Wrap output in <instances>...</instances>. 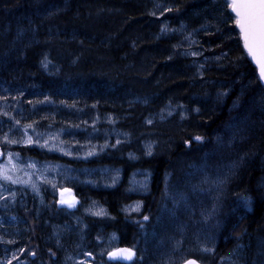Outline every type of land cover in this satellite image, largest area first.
<instances>
[{"label":"trees","instance_id":"trees-1","mask_svg":"<svg viewBox=\"0 0 264 264\" xmlns=\"http://www.w3.org/2000/svg\"><path fill=\"white\" fill-rule=\"evenodd\" d=\"M155 2L167 7L165 17L174 27L207 22L210 28L199 33L201 48L207 55L226 53L225 64L211 67L200 78L193 60L177 53L179 37L160 35V20L152 13ZM230 9L227 0H0V101L98 105L117 116L122 131L132 134L131 143L107 149L104 159L114 163L106 166L129 164L131 170L145 167L154 173L146 196L130 191L129 171L118 187L87 189L109 205L114 217H87L92 242L102 239L109 227L121 235L123 245L135 249L137 238H143L136 220L153 215L152 195L163 201L162 172L174 176L171 184L181 183L196 161L213 156V137L236 119L246 138L234 143L241 148L240 165L227 193L224 226L211 259L242 248L248 257L245 264H251L264 238V86ZM48 57L53 64L45 74L38 62ZM223 92H230L224 103L225 98L217 96ZM170 105L199 112L185 120L176 113L151 126L142 124L145 116L155 117ZM143 138L156 141L153 157L129 162L125 154L140 152ZM137 199L145 202L143 213L125 216L123 204ZM94 222L106 227L95 238ZM16 236L12 243L0 242V264H57L46 258L48 251H56L47 239L31 245L25 235ZM62 242L64 246L67 240ZM31 251H37L35 259ZM148 260L134 264H154Z\"/></svg>","mask_w":264,"mask_h":264},{"label":"rangeland","instance_id":"rangeland-1","mask_svg":"<svg viewBox=\"0 0 264 264\" xmlns=\"http://www.w3.org/2000/svg\"><path fill=\"white\" fill-rule=\"evenodd\" d=\"M166 10L160 2H155L152 10L160 20V35L179 37L177 53L193 60L200 78L211 67L225 64L226 53L210 51L207 55L201 48L199 33L210 28L207 22L195 27L182 24L177 28L165 17ZM49 62L48 57L38 67L47 73L52 66ZM229 95L230 92L217 93L225 98L223 103ZM198 112L195 107L170 105L156 114L153 122L166 121L176 113L185 120ZM118 124L116 116L104 113L98 105L71 107L49 101L30 105L19 100L0 101V240L8 237L9 226L13 224L17 230L15 236L25 235L26 243L35 245L41 238L55 245L56 251H48L46 258L57 264H119L109 262L107 254L115 246L130 248L122 244L121 235L109 236L108 227L106 238L89 240L92 227L87 217L99 220L111 214L109 205L89 190L118 187L129 171L130 191L147 195L153 174L135 171L132 175L129 164L106 166L105 162L114 163L104 159L107 149L120 146L127 139ZM239 124L232 119L224 132L213 137L214 148L210 147L215 151L213 156L196 161L181 183L171 184L174 176L163 174V201L158 202L152 195L149 204L154 209L153 215H144L135 222L143 238H137L135 249L130 248L136 252L132 264L144 257L154 264H182L190 258L204 264L246 263L248 257L242 248L226 257L211 259L224 226L222 211L227 193L240 165L241 148L236 149L235 144L246 138ZM13 147L30 151L31 155H21ZM41 156L46 158L35 159ZM143 156L140 150L126 158L135 164ZM68 161L74 164H67ZM4 175L11 179H4ZM65 189L74 194L61 195L62 200L73 197L81 200L76 210L58 208L59 191ZM129 203L128 212H143L144 201ZM93 224L98 227L93 232L95 238L106 227ZM124 232L127 236V230ZM108 237L114 240L108 241ZM63 240H67L65 247ZM12 241L8 238L9 243ZM251 264H264V238Z\"/></svg>","mask_w":264,"mask_h":264},{"label":"snow or ice","instance_id":"snow-or-ice-1","mask_svg":"<svg viewBox=\"0 0 264 264\" xmlns=\"http://www.w3.org/2000/svg\"><path fill=\"white\" fill-rule=\"evenodd\" d=\"M231 7L232 11L236 13L238 25L244 32L245 47L252 53L254 46L258 44L261 50L264 51V0H243V2L233 0ZM260 78L264 80V61L261 62ZM201 139L202 137H196V140ZM3 178L6 180L11 179L7 175H4ZM61 203L68 204L69 207L74 206L67 200H61ZM138 208L139 205H137ZM134 255L135 253L128 249L122 250L120 254H111L113 258L123 260H131ZM188 264H195V261H189Z\"/></svg>","mask_w":264,"mask_h":264},{"label":"water","instance_id":"water-1","mask_svg":"<svg viewBox=\"0 0 264 264\" xmlns=\"http://www.w3.org/2000/svg\"><path fill=\"white\" fill-rule=\"evenodd\" d=\"M227 1L230 3V5H232L233 0H227ZM237 2H243V0H237ZM230 11L233 14V16L236 18V27H237V30L240 33L243 47H244V49H245V51H246V53L248 55V58L250 59L252 64L257 69V72H258V75H259V78H260L261 62L264 61V51H262L260 46L257 44L256 46H254V51L252 53L249 52L248 48L245 47L244 32L241 30L240 26L237 23L236 13L234 11H232V7H231ZM260 81H261L262 85L264 86V80H262L260 78ZM59 192H60V194H59L60 198H59V201H58V204H57L58 208H60V209L69 208L68 204H62L61 203V200H62L61 195L62 196H73L74 192L72 190H70V189H65V190L59 191ZM69 203L74 205V206L70 207L69 209L76 210L81 205V200L79 198H77V197H75V198L73 197L71 200H69ZM125 249L131 250L133 253H135V255L132 257L131 260H123V259H119V258H113L111 256L112 253L120 254L121 251L125 250ZM35 257H36V255L33 254L32 258L35 259ZM135 259H136V252L134 250H132L130 248H126V247H120V248H118L116 250H113L107 256V260L109 262L119 263V264H132ZM189 261H195V264H204V263H202L201 261H199V260H197L195 258H190V259L186 260L185 262H183L182 264H188Z\"/></svg>","mask_w":264,"mask_h":264},{"label":"bare ground","instance_id":"bare-ground-1","mask_svg":"<svg viewBox=\"0 0 264 264\" xmlns=\"http://www.w3.org/2000/svg\"><path fill=\"white\" fill-rule=\"evenodd\" d=\"M42 62V61H41ZM38 65H39V62H38ZM39 68V67H38ZM40 69V68H39ZM41 70V69H40ZM41 72H43V73H45V70H41ZM46 74V73H45ZM106 114H109V115H113V114H110V113H106ZM154 115H147V116H145L144 118H143V120H142V124L143 125H145V126H151L150 125V123H152L153 122V120H154ZM116 119H117V121H118V118H117V116H116ZM119 125V124H118ZM124 132V131H123ZM125 133V135H126V141L128 142V143H131L132 142V134H130L129 132H124ZM126 143V142H125ZM156 145H157V143H156V141H153V140H151V139H149V138H143L141 141H140V150H142L143 151V153H144V157L146 156V158H148V159H150V158H152L153 157V155H154V151H155V147H156ZM12 150H14V151H18V152H20L21 153V155H26V156H28V155H31L30 153V151H25V152H22V151H20L19 149H17L16 147H13L12 148ZM130 154H133V155H135L136 154V152L135 151H133V150H130V151H128L126 154H125V156H128V155H130ZM41 158H46V157H35V159L37 160V159H41ZM128 161H131L132 162V160L131 159H127ZM59 162H64L65 163V161H59ZM67 164H70V165H72V164H74V161H68V162H66ZM136 169H138V170H136ZM134 168V169H132L131 170V173H132V175H134V173H135V171H139V172H141L140 174H146L147 172H151L152 174H153V176H154V173L150 170V169H146L145 167H139V168ZM163 174H165L164 172H162V178H164V175ZM152 179H153V177H152ZM128 184H129V179H128ZM163 184V183H162ZM130 185V184H129ZM38 188H39V186H38ZM163 188V187H162ZM151 193V191L149 192V193H147V195H149ZM141 213V212H140ZM140 213H137V214H135V215H141ZM138 215V216H139ZM108 233V232H107ZM107 233H106V235H107ZM112 233H116V230H110V232H109V235L110 234H112Z\"/></svg>","mask_w":264,"mask_h":264},{"label":"flooded vegetation","instance_id":"flooded-vegetation-1","mask_svg":"<svg viewBox=\"0 0 264 264\" xmlns=\"http://www.w3.org/2000/svg\"><path fill=\"white\" fill-rule=\"evenodd\" d=\"M118 248H120V247H118ZM115 249H117V246L113 247V248H112V251L115 250ZM109 253H110V252H109ZM109 253H108V254H109ZM108 254H107V255H108Z\"/></svg>","mask_w":264,"mask_h":264}]
</instances>
